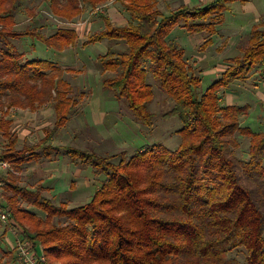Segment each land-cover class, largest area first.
<instances>
[{
	"label": "trees",
	"instance_id": "obj_1",
	"mask_svg": "<svg viewBox=\"0 0 264 264\" xmlns=\"http://www.w3.org/2000/svg\"><path fill=\"white\" fill-rule=\"evenodd\" d=\"M23 1L0 0V132L7 142L0 161L10 167L6 176L0 175V206L7 214L2 237L11 229L35 252L38 244L49 264H264V132L241 126L247 105L222 106L220 98L233 82L246 81L253 73L264 82L263 23L252 27L241 56L227 59V69L203 92L201 78L171 39L176 28L206 34L199 49H207L224 14L233 3L246 0L180 6L168 16L157 9L159 0H114L129 18L120 27L100 12L95 14L104 27L82 45L107 40L126 46L98 60L102 74H113L102 78V89L123 101L134 121L150 128L151 77L172 102L162 118H176L181 124L176 149L147 145L127 159L124 152L102 157L64 148L62 153V148L49 144L78 106L65 76L73 72L52 61L23 60L13 42L31 38L62 52L76 44L79 34L63 28L50 36L35 28L17 30ZM108 2L42 1L61 23H71ZM44 105L53 110V127L44 130L37 144L17 149V136L9 131V111L34 112ZM240 139L247 140L244 159L236 155ZM52 154H63L104 176L89 202L72 208L56 205L40 189L16 184L13 172ZM118 157V163L112 162ZM0 251L8 264L14 263L12 250ZM232 253L241 255L243 262Z\"/></svg>",
	"mask_w": 264,
	"mask_h": 264
},
{
	"label": "rangeland",
	"instance_id": "obj_2",
	"mask_svg": "<svg viewBox=\"0 0 264 264\" xmlns=\"http://www.w3.org/2000/svg\"><path fill=\"white\" fill-rule=\"evenodd\" d=\"M42 1L43 0H25L22 2V8H26L27 11L26 14L17 17V22L22 23L17 30L26 29L30 22L34 25L33 23H36L35 20H37L38 25H48L47 31L42 30V33L44 32L46 35L53 33L57 27L64 29L66 27L78 28L80 26L78 31L79 39L73 48L67 52H57L53 49H47L40 41L31 38H24L16 41L20 44L16 45L17 50L19 51L21 49L20 52L23 51L25 57H28V59L52 61L60 66L75 67V71L77 70L75 73L67 74L66 78L72 89L71 95L77 100L78 106L70 115L66 125L55 132L53 139L49 144L56 146L58 149L62 148L59 150L70 148L102 157L124 152L125 159L133 155L135 151L147 145L160 144L169 150L176 149L180 143V137L176 135V131L181 128V124L176 118L168 120L162 118V115L172 107V102L158 87L156 81L151 77L148 78V83L152 85L154 94V98L149 105V111L153 114V126L149 128L136 123V121L131 118L124 102L118 101L113 93L102 89V78L112 77L113 74H102L101 72L96 71L97 68L95 69L93 60L97 58L98 53L103 52L104 47H106L108 43L104 41L88 46L82 45V43L92 35L91 32L87 33V29H90L89 23L91 22V18L95 17V14H86V16H90L88 18L86 17V21L88 20L86 23L85 19H83L84 16L74 19L71 23H57L58 21L44 8ZM111 5H116L114 0H109L106 4V6ZM254 5L257 8L264 7V0H254ZM236 6H240V3H233L231 8L233 9L234 7V10H237ZM29 9H32L33 11L30 13L28 12ZM33 14H36L38 17L31 21L29 18H31ZM260 21L263 23L260 30H264V17ZM64 25H66V27ZM92 27L93 29L96 28L95 26H91V28ZM93 29L92 31H94ZM177 30L179 29H174L171 34L174 35ZM186 36L189 35L186 34ZM240 36L241 40L237 52H235L237 56H241L243 48L247 45L250 34L246 31L244 34H240ZM187 40L186 37L181 38V42L184 41L186 44ZM189 44H191V42ZM188 48L192 50V44L188 46ZM205 50L206 49L200 50L197 48L195 54L200 56V53H207ZM188 62L191 67H193V62ZM203 62H210V56L208 58L206 57V60H203ZM205 63L202 64L204 65ZM224 63H222V66L228 65L227 63ZM202 64L201 66H196V69H194L196 75L199 68H204ZM207 71L208 70L202 72L200 76L201 92L218 79L214 74H206L205 72ZM246 83L250 87H253V89L238 84L228 86L225 89V92L234 97V103L236 106L247 105L249 107L247 116L240 119L241 126L248 127L255 133L264 132V86L260 83L258 76L254 73L248 80H246ZM223 95L224 93L221 92V105H223L224 102ZM101 112L105 114L103 119H101ZM18 117L27 121H23V124L16 128L13 133L18 139L16 146L17 149H21L24 145L37 144L45 137L44 130L52 128L54 123V113L49 105L48 107L42 108L40 112L37 111V113L27 110L20 112L18 113ZM40 126L47 127L45 129H39ZM35 127H38V129H35ZM23 128L27 129L29 137L23 138L22 136H19V132L17 131H20ZM240 141L241 148L236 151V155L237 157L244 159L246 156L247 140L240 139ZM6 143V140L2 137L0 132V151L5 147ZM119 160L120 157L115 158L112 162L118 163ZM60 164L63 163L60 162ZM30 167L40 168L36 165ZM69 169H71L69 172L70 176L68 174L70 178H64L63 181H61L62 184H56L58 179H54V181H51L50 183H43V180H46L47 176L39 178L35 176L32 177V173L30 174L31 171H27L28 169H24V171L20 169V174L17 172L13 173H17L14 175L17 177L16 184H19V186H26L32 189L38 188L41 193L54 204L65 203L69 208H72L89 202L94 192L100 188L104 176L97 173V171L91 166L81 165L80 163L73 164ZM8 171H10V169L0 173V175L6 176ZM3 192L4 183H0V203L3 200ZM28 209L42 217V214L36 210L32 208ZM6 226V221L0 220V249L8 251L12 250L14 253L13 264H21L16 256L14 247L18 242L23 240L20 235L11 229L2 237ZM24 241L32 246L28 240ZM35 250L38 255H41L42 250L38 244L36 245ZM42 255L44 261L39 264H49L43 253ZM231 256L236 257L239 261L243 262V257L238 253H232ZM8 260V257L4 256L0 251V264H8ZM53 264L57 263L54 262Z\"/></svg>",
	"mask_w": 264,
	"mask_h": 264
},
{
	"label": "crops",
	"instance_id": "obj_3",
	"mask_svg": "<svg viewBox=\"0 0 264 264\" xmlns=\"http://www.w3.org/2000/svg\"><path fill=\"white\" fill-rule=\"evenodd\" d=\"M213 1L214 0H159L157 3V9L164 16H168L172 10H175L176 8H178L180 6H188L190 8H192V7L198 8V7H204L205 5H207ZM235 3H240V2H235ZM102 8H104V9H102L99 14H102V15L108 17L113 25L120 27V26L126 25L129 22L128 15L124 12V10L122 9V7L119 4L111 5V6L105 5ZM236 9L237 10H234V7H233V9L231 8V10L229 12L224 14V16H223L224 18L221 21V23L217 24L215 27L216 33L209 37L213 41L212 45H210L205 50V52H207V53H205V54L200 53V56L196 55L195 53H196L197 48H199L204 43V41L206 39H208L206 34H188L189 36H186L187 33L180 28H177L179 30L175 31L174 35L171 34V39H174L175 41H177V43L184 50V57L188 61L193 62V69H196V66H201L202 63H205V62H203V60L205 61L206 57L208 58L210 56V62H206L204 65L202 64V66L204 68H202V67L199 68V71L197 73V75L199 77L201 76L202 72H204L205 70H208L207 72H205L206 74H208V75L214 74L215 76H217L219 78L221 76V74L228 67V66H222L223 65L222 63H224V62L226 63L227 59L239 57L235 54V52H237V48H238L239 42L241 40L240 34H244V32H246V31H247V33L250 34L252 27L258 25L261 22L260 20L263 19V17H264V7H258L257 8L254 5V0H246L244 3H240V6H236ZM26 11H27L26 8L21 7L20 10L17 12L16 19H17V17L21 16L22 14H26ZM233 12H239V13H233ZM87 14H90V13H87ZM37 17L38 16H36V14H33L32 17L29 19H31V21H32V19L35 20ZM86 17L88 18L90 16H86V14L84 15L83 19H85V23L88 21V20L86 21ZM35 22L36 23H33L34 25H32V23L30 22V24H28V26L26 28H30V29L35 28L38 30V32L40 31L39 33L46 35L44 32L42 33V30L47 31L48 25H46V24H42V25L39 24L38 25L37 20H35ZM57 23H59V22H57ZM20 24H22V23L17 22L16 29L18 27H20ZM89 25H90V29H87V33L91 32V34H94L96 32L101 31L104 27L103 22L101 20H99L96 17V15H95V17L91 18V22L89 23ZM54 26H55V24H54ZM64 26L66 27V25H64ZM91 26H95L96 28L93 29V27L91 28ZM79 27L78 28L66 27L64 29H75L77 31V33L79 34V32H78L80 29ZM57 29H59V27H57L56 30ZM92 29L94 31H92ZM53 33L47 34L46 36H50ZM182 37H186L188 39L187 40L188 45L186 43H184V41L181 42ZM197 37H201V38H197ZM102 42H104V41H102ZM105 42L108 43L107 46L104 47L103 52L98 53L97 58H95L93 60L94 61L93 65L95 66V69L97 68L98 60L101 57H103L107 52L119 54L120 52H122L126 48L125 44L122 42L107 41V40H105ZM188 42L189 43L191 42L192 48H193L192 50L188 48V46L191 45ZM13 43H14V45H17V44L20 45L16 41H14ZM18 48H19V46H18ZM72 48H73V46L66 48L62 52L70 51ZM20 50L18 52L23 54V60H38V59H28V57H25L24 52L23 51L20 52ZM39 60H41V59H39ZM60 68L63 70H70L73 73L77 72V70L75 71V67L71 68V67H67V66H60ZM96 71L100 72V70L98 68ZM67 74H69V73H67ZM260 83L264 86V82H260ZM238 84L242 85L243 87H250L249 85H247L246 81H235L231 85H238ZM250 88L253 89V87H250ZM222 92L224 93V95H223L224 96L223 97L224 102H223L222 106H236L234 103L235 102L234 97L231 94H226L225 89ZM257 94H258V92H257ZM44 107H48V105H44L43 107H41L37 111L40 112L41 109ZM23 111H26V110H20V109L14 108V109H11L9 111L8 119H10L12 121V124L9 128V131L11 133H14L16 128L20 127L23 124V121H27V120H23V119L18 117V113L23 112ZM37 111H34V113H37ZM100 115H101V119H103L105 116V114L103 112H101ZM46 127L47 126H40L39 129H41V128L45 129ZM35 129H38V127H35ZM17 132H19V136H22L23 138L29 137L27 134L28 131L26 128H23ZM52 139L49 141V143L52 141ZM51 146H53V145H51ZM53 147H56V146H53ZM61 152H62V150H61ZM60 162L63 164H60ZM31 164L34 166L36 165L37 167H40V168H34V167L31 168L30 167V166H32ZM73 164L75 165V163L71 159H69L67 156H65L63 154L58 155V156H56V154L55 155L52 154L50 157H47V158L40 156L37 161H34V162L28 164L27 166H23L20 169L22 171H24V169H28L27 171H31L30 174L32 173L31 174L32 177L35 176V177L39 178V177L47 176L46 180H43L44 181L43 183H50L51 181H54V179H58L56 184H58V183L62 184L61 181H63L64 178L65 179L70 178L69 172L71 169H69V167L73 166ZM17 173L20 174L19 171ZM17 173H13V174H17ZM68 174H69V176H68Z\"/></svg>",
	"mask_w": 264,
	"mask_h": 264
},
{
	"label": "built area",
	"instance_id": "obj_4",
	"mask_svg": "<svg viewBox=\"0 0 264 264\" xmlns=\"http://www.w3.org/2000/svg\"><path fill=\"white\" fill-rule=\"evenodd\" d=\"M102 7H98L94 9L93 13L97 14L101 12ZM10 167L8 163L0 161V173H3L7 170H9ZM0 220L6 221L7 220V214L4 212L2 207L0 206ZM14 250L16 251V256L21 264H39L44 261L43 255H38L37 252L34 251L33 247L27 243L26 241H20L16 246L14 247Z\"/></svg>",
	"mask_w": 264,
	"mask_h": 264
}]
</instances>
